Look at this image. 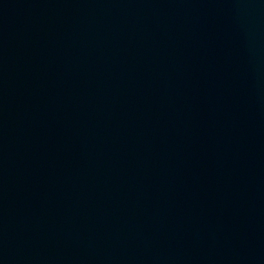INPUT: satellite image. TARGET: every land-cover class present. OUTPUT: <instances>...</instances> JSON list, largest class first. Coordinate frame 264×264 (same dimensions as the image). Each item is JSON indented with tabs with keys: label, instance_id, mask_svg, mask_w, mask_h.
<instances>
[{
	"label": "water",
	"instance_id": "1",
	"mask_svg": "<svg viewBox=\"0 0 264 264\" xmlns=\"http://www.w3.org/2000/svg\"><path fill=\"white\" fill-rule=\"evenodd\" d=\"M0 264H264V0H0Z\"/></svg>",
	"mask_w": 264,
	"mask_h": 264
}]
</instances>
